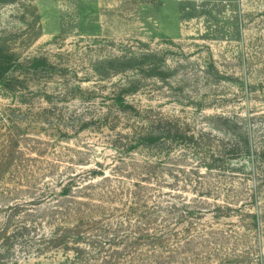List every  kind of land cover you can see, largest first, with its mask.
Listing matches in <instances>:
<instances>
[{
  "label": "rangeland",
  "instance_id": "obj_1",
  "mask_svg": "<svg viewBox=\"0 0 264 264\" xmlns=\"http://www.w3.org/2000/svg\"><path fill=\"white\" fill-rule=\"evenodd\" d=\"M104 184L90 264H264V0H0V264Z\"/></svg>",
  "mask_w": 264,
  "mask_h": 264
},
{
  "label": "trees",
  "instance_id": "obj_2",
  "mask_svg": "<svg viewBox=\"0 0 264 264\" xmlns=\"http://www.w3.org/2000/svg\"><path fill=\"white\" fill-rule=\"evenodd\" d=\"M146 121L148 122V124L151 123V125L153 124L156 125L154 131H157L158 134L162 136L160 137V140L165 139V137L171 139H177V138H182L180 135H186L183 133L182 130H180V128L177 126L176 122L174 121L171 122L168 120H164V118L162 117L153 118L152 120L148 119ZM154 131L148 132V129L144 130V128H141L139 129V131H135L133 133L135 137L139 139V141L154 144L156 141L159 140L158 135L156 137L152 135ZM187 138L189 140H192V135H189ZM229 154L232 155L233 153L230 152ZM223 156L224 153L223 155H219L217 157H223ZM210 158H212V160L215 161L212 155L210 156ZM204 167L206 169H213L212 166L205 165ZM67 183L70 184L71 180L68 181ZM69 184L67 187H66L67 184L62 185L61 189H63V191L62 193H60L61 196H66L68 192H70ZM103 187L105 188V193L104 192L102 194L97 193V195H94L98 198L99 203L103 205H96L92 203V202H96L95 200L92 201L90 198H88L90 200V203L93 204V206L92 205L85 206L82 203L73 202V201L69 202V205H71V207L63 208V206L61 207V205L58 206L60 210L59 212L61 216L60 224L62 228L58 231V233L51 232L49 235V239H47V241L49 242L46 244H49L50 248H53V245H51V243H55L57 246H60L62 252L65 255H64V261L59 264H90L92 258H90L89 254H87L88 259H85L82 256L83 250L78 248L79 245L83 244L84 246L86 245L88 249H91L93 248L92 245L94 244L93 242V239L95 238L94 233L102 232L103 234H106L108 236L107 232H105L104 230L102 231L99 230L96 227V225L101 226V224L103 225L107 224L104 222V218L106 214L107 217H110L106 221H110L116 217L115 215L112 214L113 210L114 212L116 210L115 209L107 210L105 208V205L118 204L121 206L122 204L121 201L117 198L118 195L115 193L112 187H109V185L107 186L106 184H104ZM108 188L110 189L108 190ZM101 210L105 211L106 213L103 212V215L102 213H98L101 212ZM96 214L99 215L96 216ZM97 219L99 220L97 221ZM111 226L112 225H110V227ZM113 232L114 235H112L111 237L117 238L119 235H121L119 234L120 232L119 229H114ZM102 245L105 246L106 242L100 243L99 245L100 249L97 252L101 254L103 253L105 254V256L109 257V255H106V251H103L104 248L101 247Z\"/></svg>",
  "mask_w": 264,
  "mask_h": 264
}]
</instances>
